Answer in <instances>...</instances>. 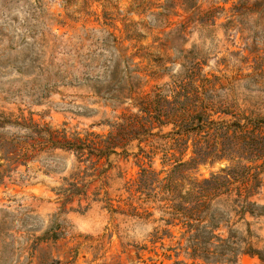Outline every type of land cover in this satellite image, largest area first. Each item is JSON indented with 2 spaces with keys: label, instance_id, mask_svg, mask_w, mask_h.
Returning <instances> with one entry per match:
<instances>
[{
  "label": "rangeland",
  "instance_id": "obj_1",
  "mask_svg": "<svg viewBox=\"0 0 264 264\" xmlns=\"http://www.w3.org/2000/svg\"><path fill=\"white\" fill-rule=\"evenodd\" d=\"M258 118H264V0H0V124H35L102 152L77 159L73 150L46 146L19 165L13 160L22 145L8 141L27 132L0 129L6 174L0 264H191L166 251L174 241L149 242L155 227L168 229L155 221L157 210L146 221L120 214L129 201L125 183L139 172L133 154L137 146L155 147L151 169L162 171L160 180L173 171L184 189L191 180L250 169L261 180L253 200L264 206ZM140 125L147 133L132 141L127 134ZM195 140L237 143L240 157L184 168L163 158L188 162ZM113 144L118 147L105 152ZM63 179L86 186V211L76 198L60 209L52 190ZM105 198L116 213L97 201ZM54 220L62 238L28 251ZM245 223L264 260V212L236 228L244 231ZM171 231L177 238L178 230ZM236 264L264 261L240 255Z\"/></svg>",
  "mask_w": 264,
  "mask_h": 264
},
{
  "label": "trees",
  "instance_id": "obj_2",
  "mask_svg": "<svg viewBox=\"0 0 264 264\" xmlns=\"http://www.w3.org/2000/svg\"><path fill=\"white\" fill-rule=\"evenodd\" d=\"M244 2L240 4L243 5ZM194 118L202 121L201 115L193 116L195 121ZM255 123L258 128L264 130V118L256 119ZM7 125L27 132L22 137H15L8 141L10 145H22L17 152L19 154L13 160L15 162L20 160L19 165H24L23 161L27 158L28 152L40 151L46 146L73 150L77 159L85 155V151L87 155L102 153L80 140H76L79 144L70 143L56 130H41L35 124H0V129ZM200 127L199 124H195L192 129L196 131ZM130 129L127 135L132 141L140 142V137L147 133L142 125L139 129ZM41 135H45L46 138H42ZM126 145L119 148L123 149ZM117 147L115 144L110 148L107 146L105 152ZM148 147L149 150L146 151L137 146V152L133 154L139 172L133 183H125L124 189L129 195V201L125 203L126 211L120 214L146 221L153 216L150 209L157 210L161 216L155 221L162 222L168 229L155 227L149 235V242L153 245L159 243L163 247L164 239L174 241L173 246H169L166 251L172 252L176 259L180 255L185 256L191 264H236L240 255L257 256L264 261L251 241L253 233L249 224L245 223L244 231L236 228L246 216H260L264 212V206H260L253 200L261 189V180L254 174L248 173L250 169L233 168L222 175H212L201 181L191 180L188 187L184 189L182 185L178 186L174 183L173 171L165 178L158 179L162 171L156 172L150 165L156 155V148L152 145ZM184 152L182 150L177 153L179 157H182ZM167 155L164 153L163 158L167 159L166 161L174 160L175 168L205 163L210 157H224L229 160L240 157L237 143L228 140L220 144L195 140L192 144L193 156L188 162H184L181 158L176 159L174 155L167 158ZM5 177V172H0V183ZM62 182L58 188L52 190L57 198L61 199L60 209L72 204L76 198L78 207L86 211L89 205L81 207V202L87 201L86 186L78 187V183L69 182L66 179ZM98 192L95 195H99L100 192ZM103 194L105 195L104 192ZM97 201H103L105 208L111 214L117 212L112 206L111 199ZM150 204L155 206H149ZM25 220H31V218L26 216ZM3 225L4 221L1 220L0 233L4 230ZM173 229L178 230L177 238L173 236L171 231ZM63 234L61 224L54 220L42 234L32 238L27 250L34 251L41 243H55L62 238ZM166 257L169 258L170 255ZM174 263L185 264L180 261Z\"/></svg>",
  "mask_w": 264,
  "mask_h": 264
}]
</instances>
